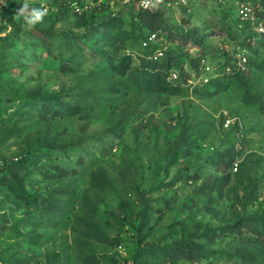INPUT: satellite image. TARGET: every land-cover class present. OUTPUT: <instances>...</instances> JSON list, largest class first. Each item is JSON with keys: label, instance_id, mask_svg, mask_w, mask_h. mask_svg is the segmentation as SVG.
I'll list each match as a JSON object with an SVG mask.
<instances>
[{"label": "rangeland", "instance_id": "rangeland-1", "mask_svg": "<svg viewBox=\"0 0 264 264\" xmlns=\"http://www.w3.org/2000/svg\"><path fill=\"white\" fill-rule=\"evenodd\" d=\"M24 3L0 0V264H264V34L237 12L264 0Z\"/></svg>", "mask_w": 264, "mask_h": 264}, {"label": "built area", "instance_id": "built-area-1", "mask_svg": "<svg viewBox=\"0 0 264 264\" xmlns=\"http://www.w3.org/2000/svg\"><path fill=\"white\" fill-rule=\"evenodd\" d=\"M125 1L128 4L135 3L136 5H139L140 8L142 9H138V10H144V11L151 10V8L155 4V0H125ZM252 9L253 8L249 4H246V3L239 4L238 9H237L239 18L244 22L253 23V25L256 27L257 34L262 35L264 34V23L261 20H259V18L257 17V15ZM142 47L143 49H146V50H152L151 51L152 53L147 56L148 61H159L165 55V50H166L165 43H162V39L156 33L150 34L143 41ZM237 66H238L237 68H229V70L231 71V69H233L234 72L235 71L244 72L246 70L244 65L241 62H239ZM210 69H211L210 67L208 66L206 67V70L209 71ZM171 79L172 80L178 79V74L175 72L172 73ZM225 120H226L227 127L232 125L234 122L233 120L229 118H226Z\"/></svg>", "mask_w": 264, "mask_h": 264}, {"label": "clouds", "instance_id": "clouds-1", "mask_svg": "<svg viewBox=\"0 0 264 264\" xmlns=\"http://www.w3.org/2000/svg\"><path fill=\"white\" fill-rule=\"evenodd\" d=\"M20 14L25 17L27 24L29 26H32L43 19V15L45 14V12L41 9L36 8L31 9V11L29 12L28 0H25V3L20 10Z\"/></svg>", "mask_w": 264, "mask_h": 264}, {"label": "trees", "instance_id": "trees-1", "mask_svg": "<svg viewBox=\"0 0 264 264\" xmlns=\"http://www.w3.org/2000/svg\"><path fill=\"white\" fill-rule=\"evenodd\" d=\"M256 15H257V17L259 18V20H261L262 22H264V19H263L264 17H263L261 14L259 15V13H258L257 11H256ZM112 30L114 31V33H117V31H116L117 28H112ZM150 34H151V33H150ZM150 34H149V35H150ZM152 34H153V33H152ZM149 35H148V36H149ZM148 36H147V37H148ZM147 37H146V38H147ZM146 38H145V39H146ZM127 39H129V37H128ZM145 39H144V40H145ZM144 40H143V41H144ZM143 41H140V43L142 44ZM144 50H146V49H144ZM149 51H152V50H149ZM166 55H167V54H166ZM165 57H166V56L164 55V57H163L162 59H160L159 61H150L151 63H148L144 68H145V69L148 68V67L150 66V64H153L154 66H155V65H159V63H160L163 59H165ZM146 70H148V69H146ZM235 74H241V75H242V73H237V72H236ZM147 82H148V83H147ZM143 84H145V88H148V89H149V88H150L151 81H150V80L145 81V82H143ZM154 86H155V87H159V85H157L156 83H154ZM153 88H154V87H153ZM154 89H155V88H154ZM177 91H178V88H175V93H176Z\"/></svg>", "mask_w": 264, "mask_h": 264}]
</instances>
